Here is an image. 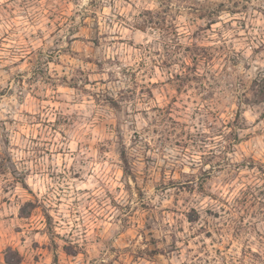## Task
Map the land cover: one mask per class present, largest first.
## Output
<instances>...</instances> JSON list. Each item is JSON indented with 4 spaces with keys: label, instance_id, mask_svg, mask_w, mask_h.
Returning <instances> with one entry per match:
<instances>
[{
    "label": "rangeland",
    "instance_id": "1",
    "mask_svg": "<svg viewBox=\"0 0 264 264\" xmlns=\"http://www.w3.org/2000/svg\"><path fill=\"white\" fill-rule=\"evenodd\" d=\"M261 74L264 0H0V264H264Z\"/></svg>",
    "mask_w": 264,
    "mask_h": 264
},
{
    "label": "trees",
    "instance_id": "2",
    "mask_svg": "<svg viewBox=\"0 0 264 264\" xmlns=\"http://www.w3.org/2000/svg\"><path fill=\"white\" fill-rule=\"evenodd\" d=\"M147 14H149L151 17L149 18V20H146L145 22H143L145 25L147 23H149V24L153 23L151 20L153 19L154 14L150 11H148ZM173 32H174V30H173ZM253 87L255 89H257V92L259 95L258 97H260L259 101L263 102L264 101V74L259 75L257 78H255L253 80ZM27 205H30V204H27ZM29 214H30L29 212L25 211L24 207L20 209V216L22 218L29 217ZM65 252H66V254H68L67 248H65ZM11 254L14 256L12 257ZM4 258H5L6 264H21V262H22V257L20 256V254L18 252H12L11 250H7Z\"/></svg>",
    "mask_w": 264,
    "mask_h": 264
}]
</instances>
